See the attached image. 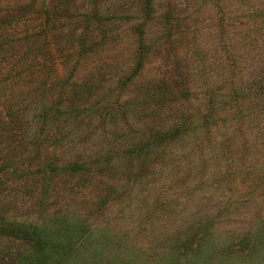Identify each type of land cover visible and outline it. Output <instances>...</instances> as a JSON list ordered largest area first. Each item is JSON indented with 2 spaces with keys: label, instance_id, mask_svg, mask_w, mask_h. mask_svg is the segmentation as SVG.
I'll list each match as a JSON object with an SVG mask.
<instances>
[{
  "label": "rangeland",
  "instance_id": "rangeland-1",
  "mask_svg": "<svg viewBox=\"0 0 264 264\" xmlns=\"http://www.w3.org/2000/svg\"><path fill=\"white\" fill-rule=\"evenodd\" d=\"M83 1L0 0V213L9 220L45 226L51 240L48 264H264V171L225 172L219 165L224 161L203 158L208 154L185 155L192 146L188 139L182 147V143L171 144L165 162L155 160L141 173L139 166L131 171L126 165L124 139L114 142L112 152L103 153L106 146L98 155L109 163L99 174L61 173L43 187L39 181L43 173H36L35 167L25 179L1 171L13 153L23 152L34 163L42 156L38 152L27 158L24 143L10 141L7 121L12 104L21 107L28 89L33 93L40 89V65H47L53 77V64H63L56 49L71 43L69 33L74 18L83 11L78 6ZM105 4L111 18L124 22L109 25L120 32V38L102 55L108 58L118 47L127 55L124 46L131 38L126 28L132 22H143L142 6L138 0H105ZM151 4L153 9L142 28L154 46L136 85L163 73L166 63L177 58L182 63L190 61L198 92L194 110L218 83V50H231L234 37L240 48H251L243 42L258 35L257 29L264 38V0H152ZM235 19L245 25L234 28ZM60 29L64 35H53ZM254 53L261 54L256 49ZM248 72L252 75V68ZM139 116L133 118L150 120L151 112L141 110ZM77 123L86 128L85 119L75 120L66 130ZM69 138H74L72 159L86 158L91 140L86 145V135ZM65 142L62 147L57 145L58 156L68 150ZM180 153L184 157H178ZM32 253L29 245L0 237V261L5 258L8 264H17Z\"/></svg>",
  "mask_w": 264,
  "mask_h": 264
},
{
  "label": "trees",
  "instance_id": "trees-1",
  "mask_svg": "<svg viewBox=\"0 0 264 264\" xmlns=\"http://www.w3.org/2000/svg\"><path fill=\"white\" fill-rule=\"evenodd\" d=\"M138 1L144 20L132 22L126 28L127 36L131 38L124 46L128 54L118 47L108 58L103 57V52L115 46L120 38V32L109 25L117 22L118 26L124 20L110 17L112 12L105 0H84L77 4L83 11L74 18V29L69 33L71 43L56 49L63 64H53V77L47 65H40L43 78H39L42 82L37 86L41 90L33 93L31 88L28 89L21 107L12 104L7 121L8 139L13 143L22 141L27 158L38 152L42 156L34 163L27 161L23 152L13 153L1 168L3 173L25 179L35 167L36 173H43L39 180L43 187L50 185L61 173L86 171V174H99L109 167V163L100 160L98 155L106 146L103 153L112 152L114 142L121 139L126 141L124 155L131 171L139 166L141 173L155 160L165 162L167 148L187 139L192 146L189 152H183L185 155L208 154L203 158L224 161L219 165L225 172L243 173L246 168L255 174L264 171V59H261L264 57V38L260 36V29H257L258 35H248V42L242 41L251 48H240L234 37L231 50H218L219 61L215 69L218 83L210 93H205L203 103L194 110L193 98L198 92L196 78L191 76L190 61L182 63L177 58L166 63L167 70L163 73L155 74L143 85H136L154 46L152 38L142 28L153 9L152 0ZM69 2L65 4L66 11ZM79 23H82L81 27ZM243 25L241 19H235L233 23L234 28ZM52 33L60 36L64 35V30ZM255 49L261 54L255 56ZM154 52L159 53L160 48L155 47ZM259 61H263L262 64H255ZM250 68L252 75L248 72ZM256 69L259 72L254 74ZM32 74L31 71L28 75ZM105 88L107 91L103 94ZM146 109L151 112L150 120H140L139 113ZM135 115L139 116L137 120L133 118ZM85 119L86 128L77 123L69 128L71 130H66L75 120L80 123ZM71 134L78 139L86 135V145L91 140L90 153L86 146V158L76 156L78 158L72 159L75 146L71 145L74 140L69 138ZM63 142L69 148L64 155L58 156L57 145L62 147ZM183 145L185 143L180 144ZM183 153L178 157H184ZM250 153L254 155L247 158ZM67 154L69 157L65 158ZM248 161L252 162L247 165ZM3 236L31 247V256L17 264L49 263L51 240L45 226L9 220L0 213V237ZM34 253L37 256H33ZM0 264L8 262L2 258Z\"/></svg>",
  "mask_w": 264,
  "mask_h": 264
}]
</instances>
